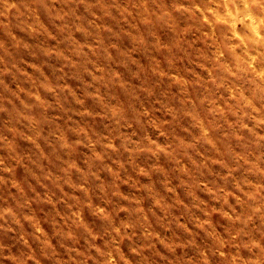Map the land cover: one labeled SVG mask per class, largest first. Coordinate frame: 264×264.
Masks as SVG:
<instances>
[{
  "label": "clouds",
  "instance_id": "9594fccd",
  "mask_svg": "<svg viewBox=\"0 0 264 264\" xmlns=\"http://www.w3.org/2000/svg\"><path fill=\"white\" fill-rule=\"evenodd\" d=\"M2 11L4 23L19 19L26 33L44 41L41 52L59 57L61 71L79 73L100 107L85 109L81 95L73 96L69 86L49 81L42 69L43 79L22 67L16 50L28 49L30 41L15 30L13 42L0 45V106L12 114L0 132L8 149L7 159L0 160V183L9 196L23 194L16 173L28 169L30 183L45 189L43 195L34 189V198L56 213L55 230L49 232L39 217L27 211L21 216L18 209L31 206L30 201L0 207L3 227L17 232L29 225L19 231L23 253L0 245V264H131L133 253L152 251L158 253L157 264H264V0H32L25 7L8 0ZM160 27L172 38L163 39ZM123 37L146 54L142 60L133 48L123 57L124 66L137 80L150 74L161 85H142L127 105L117 104L109 93L136 84L117 66ZM101 53L113 61L112 71L96 62ZM5 76L26 86L13 87ZM145 95L150 103L141 104L136 98ZM50 96L58 98L55 105L48 103ZM45 108L72 122L67 129L60 121L47 124ZM99 119L112 123L103 139L89 126ZM172 129L175 134L161 144L157 137ZM21 141L32 145L31 155L17 150ZM77 145L90 148L91 167L72 155ZM140 155L151 156L152 166L139 163ZM154 167L164 170V180L144 193L151 196L152 215L167 219L171 213L191 232L189 222L172 212L182 207L192 224L209 234L208 248L184 255L185 241L166 240L138 196L123 193L125 182L135 184L138 193L144 189V177ZM93 185L108 193L110 203L93 197ZM188 192L190 197L184 195ZM201 192L210 200L204 201ZM81 193L87 198L81 200ZM89 207L108 224L106 233L87 224ZM120 214L132 219L117 222ZM217 217L231 226L226 235L214 230Z\"/></svg>",
  "mask_w": 264,
  "mask_h": 264
},
{
  "label": "rangeland",
  "instance_id": "374dc122",
  "mask_svg": "<svg viewBox=\"0 0 264 264\" xmlns=\"http://www.w3.org/2000/svg\"><path fill=\"white\" fill-rule=\"evenodd\" d=\"M8 2V0H0V45H8L12 43V38L10 36V32L15 30L19 38H23L25 41H30V47L28 49L19 48L16 50V58L17 62L21 64L22 67L27 68V70L33 73L34 76L39 78H44L41 75V69L44 73L47 74V79L51 82L60 84L63 88L65 85L69 86V91H72L73 96L76 93H79L83 98L82 101L79 103L85 109H91L93 112L96 111L100 105L97 102L95 97L89 96L87 88L83 85L81 75L74 71H61L58 68V65L61 63L59 57H51L46 56L41 52V47L44 44V41L40 40L39 38H33L28 33L23 30L22 22L17 19L12 21L8 24L4 23V15H3V5L4 3ZM168 3H172L173 0H167ZM32 3V0H19V4L22 7L27 6L28 4ZM109 23H113L112 21H108ZM159 35L165 39H171L172 33L166 27H160L158 29ZM76 37L83 40L86 39V36L82 33L77 32L75 34ZM119 48L121 50V64L117 65L120 67L121 74L126 79L136 80V84L130 86V88H111L109 89L110 95L116 100L117 104L120 105H127L133 102V91L140 90L141 86L144 84H149L153 86H161L157 85L154 78L149 74L145 77L144 80H137L135 76L130 72V70L124 66L123 57H126L127 53L131 51L133 48H136L137 54L143 60L145 59V52L142 48H139L134 41L127 37H123L118 40ZM0 54H2V49H0ZM96 62L105 66L108 71H112L114 64L113 61L107 57L105 54L101 53L96 56ZM10 82H12V86L15 87L16 83H24L26 86L25 81H12L11 76H5ZM0 95H3L2 89H0ZM47 95V93H46ZM57 97L50 96L48 103L50 105H55L57 102ZM59 99L63 100V96ZM141 104L150 103V96L145 95L136 98ZM67 103V101H64ZM2 105V102H0ZM39 112V110H38ZM79 115V113H75ZM12 119V114L7 112L0 106V132H3L7 126L9 125ZM43 119L44 121L51 125L55 126L57 121H60V126L65 127L67 129V125L71 123L69 119H66L64 114H54L50 112L47 108L43 110ZM81 123H87L84 120L80 121ZM90 127H93L97 135L103 139L104 134L109 132L112 129V123L109 120L99 119L95 120ZM70 132H73V129H69ZM141 137H143L145 133V126L141 125L138 129ZM175 129L169 130L167 135L161 134L157 137L161 144H167L172 136L175 134ZM136 133L134 132L133 135ZM155 136L156 133L153 132ZM17 150L25 155H31L33 153V147L31 144L20 142L17 145ZM59 155V154H57ZM75 159L79 160L82 165L85 167H91L93 165V155L91 154V150L87 145H77V151L72 153ZM8 156V149L7 147L0 143V160L7 159ZM162 163L170 165V161L162 158ZM139 163L144 164L146 167H151L153 164V158L149 155H140L139 156ZM57 170H59L58 164L56 165ZM163 169L160 167L152 168V174L147 175L144 177L145 185L144 189H142L139 193L137 192L136 185L131 182L121 183L120 188L123 190V193H127L129 195L138 196L139 202L143 205L144 209L149 212V218L152 220L155 229L159 231L166 240L169 241H176L181 240L185 241V246L183 249L184 255H195L199 249L201 248H208L211 244V239L209 234L202 232L199 230L198 225H193L190 220V214L183 209L182 207H176L172 209V212H175L176 218H183L187 220L189 224L194 228L193 231L189 232L186 228L179 226L176 223V220L173 219L171 213L169 214L167 219H160L157 216L152 215V199L150 195H145V192H150L151 190L158 188L164 180ZM17 178L21 181L25 191L23 194H18L15 197L9 196L5 185L0 183V207H3L5 203H12L15 200H19L22 203L24 201H30L31 206L21 207L18 209L23 216V213L27 211L29 215H35L39 217V219L44 223V226L52 232L55 230V219L56 213L50 208L46 207L39 199V197L34 198V189L39 188L41 195L44 194L45 189L40 188L37 185H33L30 183L32 177L31 173L28 169L19 168L17 169L16 173ZM80 177H76V181H79ZM72 181H69V185ZM105 184L110 183V177H106ZM54 188L49 186L48 191H53ZM93 197H95L98 202L108 204L110 203L108 199V193L104 192L103 189L96 190L95 185L92 188ZM187 197L191 196V193H185ZM201 196L203 197L204 201H209L210 197L208 194L201 192ZM87 197L81 193V200L86 199ZM84 218L87 224L94 229L98 233H106L108 230V224L106 221L98 218L95 214V210L91 207L86 208L84 211ZM132 219L130 215L120 214L118 217L117 222L124 223L128 220ZM4 224L3 219H0V245H8L10 250L19 254H22L24 251V244L19 239V231L25 230L28 228V223H25L24 229H18L17 232H12L8 228L3 227ZM214 230H217L218 233L227 234L231 231V226L228 224L223 223V221L217 217L214 225ZM37 242L33 241V244L36 245ZM158 255L155 251H152L149 256H138L136 254H132V261L131 264H157L155 257Z\"/></svg>",
  "mask_w": 264,
  "mask_h": 264
}]
</instances>
